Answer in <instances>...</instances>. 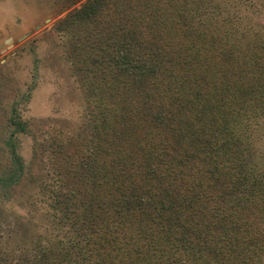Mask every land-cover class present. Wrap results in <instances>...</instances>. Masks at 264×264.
<instances>
[{"label": "trees", "instance_id": "obj_1", "mask_svg": "<svg viewBox=\"0 0 264 264\" xmlns=\"http://www.w3.org/2000/svg\"><path fill=\"white\" fill-rule=\"evenodd\" d=\"M101 1L86 0L73 14L91 17ZM159 5L166 20L177 14L179 35L209 38L217 48L155 37L145 45L131 26L126 42L108 43V63L136 89L137 113L110 121L100 113L91 127L96 146L59 166L52 155L59 147L50 145L49 179L40 184L49 222L29 242L33 264H264V164L253 134L264 96L257 108L251 88L239 90L235 61L212 53L253 43L255 27L240 13L243 0ZM9 124L29 133L20 120ZM77 145L69 144L74 154ZM16 166L22 170L18 158ZM6 253L26 264L23 248Z\"/></svg>", "mask_w": 264, "mask_h": 264}, {"label": "rangeland", "instance_id": "obj_2", "mask_svg": "<svg viewBox=\"0 0 264 264\" xmlns=\"http://www.w3.org/2000/svg\"><path fill=\"white\" fill-rule=\"evenodd\" d=\"M85 1L0 0V264H16L6 253L12 247L25 250L26 264L38 261L28 247L49 222L48 199L40 184L49 179L46 158L54 150L50 145L56 142L59 147L52 154L57 155L59 166L61 158L86 155L84 151L96 146L91 127L100 122V113L108 121L111 116L126 119L137 113L132 107L136 89L127 75L116 74L108 63L107 53L109 57L112 52L108 43L116 36L126 42L131 26L145 45L155 37L161 45L179 48L192 43L195 48L199 43L207 49L217 48L209 38L179 35L174 27L177 14L166 20L168 11H160V0H102L96 14L81 19L73 10ZM239 9L250 17L256 40L236 49L226 47L223 54L212 53L224 56L226 63L235 61L232 75L247 87L242 85L239 90L251 88L254 104L260 108L264 0H243ZM158 58L165 62V55ZM257 110V114L264 113ZM10 117L28 124L29 133L17 131L9 124ZM257 120L262 126L253 133L256 154L264 164V115ZM145 133L144 128L137 136ZM83 141L86 147L81 148ZM69 144L80 150L74 154ZM64 150L67 153L62 157Z\"/></svg>", "mask_w": 264, "mask_h": 264}]
</instances>
